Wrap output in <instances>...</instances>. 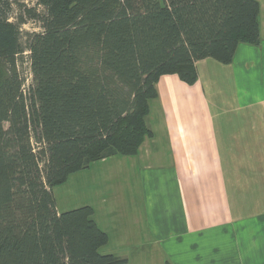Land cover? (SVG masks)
<instances>
[{
  "label": "trees",
  "instance_id": "trees-1",
  "mask_svg": "<svg viewBox=\"0 0 264 264\" xmlns=\"http://www.w3.org/2000/svg\"><path fill=\"white\" fill-rule=\"evenodd\" d=\"M259 14L257 0H0V264H128L100 252L94 208L59 212L53 189L137 155L158 79L231 63L260 43ZM27 18L42 31L23 32Z\"/></svg>",
  "mask_w": 264,
  "mask_h": 264
},
{
  "label": "crops",
  "instance_id": "crops-1",
  "mask_svg": "<svg viewBox=\"0 0 264 264\" xmlns=\"http://www.w3.org/2000/svg\"><path fill=\"white\" fill-rule=\"evenodd\" d=\"M257 1L258 45L240 43L228 64L198 61L192 84L177 74L158 79L149 115L166 163L145 164L156 136L149 127L137 155L109 156L69 176L109 234L105 254L128 264H264V0Z\"/></svg>",
  "mask_w": 264,
  "mask_h": 264
},
{
  "label": "rangeland",
  "instance_id": "rangeland-1",
  "mask_svg": "<svg viewBox=\"0 0 264 264\" xmlns=\"http://www.w3.org/2000/svg\"><path fill=\"white\" fill-rule=\"evenodd\" d=\"M26 2L28 3V5H35V0H26ZM15 15L16 14H13V18H12L13 20H15ZM22 30H23V32H40V31H42V27H41L40 23H38L37 21L30 19V18H27L26 22L24 24H22ZM27 55L28 54L26 53V56L23 59V62L20 66V70L26 77V83H29L31 76H30L29 62L27 59ZM152 123H153V120H152V114H151V115H148V117H147V124L153 131L156 132L155 138L156 137L157 138H156V140L154 138V140H153L154 142H151V147L153 148V149H151L152 150V156H151V159H148L145 161V164H149V162L152 165L160 164L161 162L166 163L167 151H166V148L162 147V146L166 147L165 143L162 140V138L159 137L160 132H159L158 127L157 126L155 127L154 125H152ZM150 141H152V140L149 139L148 142H150ZM156 148H157V150H156ZM156 151H158L157 155H156ZM54 197L56 199L55 201H56L57 209H59L60 211L71 210V209L77 208L81 205L83 206V204H86V201H87L85 196L74 192L72 180H69L65 184L57 187L54 191ZM126 209L129 211L130 209H132V205L131 204L127 205ZM131 218H133L132 214L129 213V215L126 219H129V221H130ZM109 247L107 245L102 247L100 249V252L103 254L107 253V251L109 250L108 249ZM143 249H145V252H144L145 254H143V256H146L149 258V256H148L149 250L147 251V247H144Z\"/></svg>",
  "mask_w": 264,
  "mask_h": 264
}]
</instances>
